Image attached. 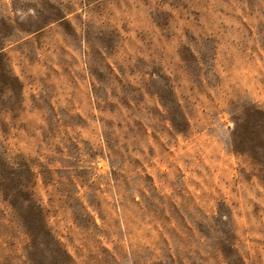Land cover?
<instances>
[{"label":"rangeland","instance_id":"obj_1","mask_svg":"<svg viewBox=\"0 0 264 264\" xmlns=\"http://www.w3.org/2000/svg\"><path fill=\"white\" fill-rule=\"evenodd\" d=\"M252 107L264 0H0V154L75 264H264ZM29 243L0 188V264Z\"/></svg>","mask_w":264,"mask_h":264},{"label":"trees","instance_id":"obj_2","mask_svg":"<svg viewBox=\"0 0 264 264\" xmlns=\"http://www.w3.org/2000/svg\"><path fill=\"white\" fill-rule=\"evenodd\" d=\"M164 102L169 105V101ZM180 119L183 116L178 113L176 121ZM235 120L234 152L250 157L262 167L264 174V112L252 107L245 109L243 115ZM173 123L175 124V120ZM22 167V163H18V168L11 166L0 154V188L19 215L30 239L27 254L29 264H75L49 227L43 208L28 190L30 181L24 176ZM28 171L31 172L30 169ZM227 256L228 253H224V257ZM227 264L237 263L227 261Z\"/></svg>","mask_w":264,"mask_h":264}]
</instances>
